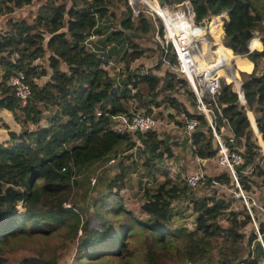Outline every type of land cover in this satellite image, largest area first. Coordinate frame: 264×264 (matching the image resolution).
I'll return each instance as SVG.
<instances>
[{
    "label": "trees",
    "instance_id": "trees-1",
    "mask_svg": "<svg viewBox=\"0 0 264 264\" xmlns=\"http://www.w3.org/2000/svg\"><path fill=\"white\" fill-rule=\"evenodd\" d=\"M159 1L184 10L191 1L196 24L211 16L207 30L217 35L224 17L223 43L228 48L220 40L215 42L218 58L230 62L232 49L241 56L237 59L252 68L254 64L250 72L237 68L246 104L234 83L222 79L217 100L222 115L214 108L212 119L219 133L227 127L235 136L234 144L227 142L242 154L237 174L244 190L250 193L254 187H264V153L256 133L264 142V49L253 54L248 48L256 52L261 47L258 32L250 37L251 30L261 33L264 46V0ZM36 2L40 6L29 18L9 16ZM0 16L7 17L0 28V109L8 110L20 126L14 131L4 124L10 137L0 141V264H61L54 253L47 255L31 245L38 237L60 230L59 253L71 245L76 251L70 264L94 262L107 253L116 255L118 264H263L264 248L243 200L240 209L236 198L216 189L209 197H197L182 172L162 173L163 180L152 179L154 188L142 186L146 199L136 214L120 196L127 178V165L120 162L121 172L107 182L103 200H89L92 207L106 201L98 213L101 227L93 228L91 220L83 218L77 200L78 172L100 161H115L111 154L119 149H137L128 159L134 162L137 155L143 156L154 178L163 171L158 163L174 158L173 148L179 144L188 148L191 140V151L202 159L218 153L209 120L198 110L187 79L170 68L157 72L164 63H177L173 47L160 48L164 62L155 68L135 65L146 52L137 39L158 29L163 35L161 21L134 15L128 0H0ZM92 32L97 39L89 46ZM112 62L120 66L119 72L106 68ZM64 65L68 70L62 69ZM19 73L32 87L26 105L9 85ZM48 76L50 80L40 84ZM181 97L188 98L191 110ZM160 108L183 127L186 120L197 119L191 136L178 141L158 129L135 134L116 129V116L155 117V109ZM182 115L186 118L180 120ZM204 182L213 187L215 182L235 186L228 170L215 177L205 174L198 186ZM176 201L192 203V216L181 213L179 218L192 219L194 227L174 220ZM121 216L122 220L116 218ZM259 219L264 241V216ZM135 235L140 256L128 242Z\"/></svg>",
    "mask_w": 264,
    "mask_h": 264
},
{
    "label": "built area",
    "instance_id": "built-area-1",
    "mask_svg": "<svg viewBox=\"0 0 264 264\" xmlns=\"http://www.w3.org/2000/svg\"><path fill=\"white\" fill-rule=\"evenodd\" d=\"M128 1L133 10V14L151 15L154 16V19L158 18L163 23L164 35L163 40H161L162 46L166 50L169 49V46L173 47L177 56L175 72L182 75L189 82L191 89L197 97V108L199 111L204 112L209 120L210 127L213 130L218 153L216 156L212 157V159H215L219 166L224 167L226 170L231 172L235 180L234 192L240 197V199L245 201L259 240L264 246L259 226V217L264 216V207L251 196L253 194L244 190L239 181L237 167L242 164L243 157L237 149H230L227 142L229 141L234 144L235 136L229 129V134H227V136L219 133L212 119L214 108H216L222 115V111L217 100L221 94V81L223 78L233 82L240 94V97L242 99L244 98L242 94V79L238 78L236 68L235 58L238 56H235L233 50L231 49L234 60L226 63V60L218 58V54L216 53L217 50H215V46H213L215 42L220 40L222 45L225 47L223 44L224 17L220 21L219 28L221 29V32L217 35L214 31L207 30V26L211 22V16H206L203 21L206 22L205 27L202 26V23L197 25L194 21V10L191 12L189 7H187L188 11L186 12L180 6L173 8L171 5L160 3L159 0ZM96 39L97 35L92 32L87 38V44L89 41L93 42ZM88 45L92 46V44ZM9 85L16 90V94L21 103L26 105L32 96V87L29 84L26 75L19 73L12 76L9 80ZM115 119L117 122L116 129L121 133L135 134L139 132H147L152 129H157L159 124V120L156 117L142 113L134 114L131 117L127 115H120L116 116ZM252 122L254 123V121ZM197 125V119L186 120L183 128L186 134L191 136ZM253 125L255 126V123ZM201 161L205 163L206 159ZM111 162H114V160ZM204 177V172H193L186 175L184 180L190 187L195 188L201 183ZM19 207L22 208V203H20Z\"/></svg>",
    "mask_w": 264,
    "mask_h": 264
},
{
    "label": "rangeland",
    "instance_id": "rangeland-1",
    "mask_svg": "<svg viewBox=\"0 0 264 264\" xmlns=\"http://www.w3.org/2000/svg\"><path fill=\"white\" fill-rule=\"evenodd\" d=\"M188 3L191 6L190 4L191 1L186 3L187 7H188ZM39 6H40V3L36 2L32 6H25L24 8L17 9L13 14H10L9 16L13 18H19V17H24V16L27 17L28 15H30L32 10H36ZM191 8L193 9L192 6ZM114 10L118 12V10L116 9ZM185 11L187 12L188 10H185ZM134 15L136 14L134 13ZM150 17L153 18L154 16L150 15ZM154 20H159V19L155 18ZM6 21H7V17L0 16V28L5 26ZM108 23L112 25V20H109ZM157 26H160L159 22ZM163 35L160 34L159 29H158L154 35L151 34V35H148L146 38L137 39V41L141 42L142 46L146 48L144 57H142L140 60L135 62V65H137V67H139L141 63V65H143L145 68H155L158 64H162L164 62L162 59V55H161L163 51H161L160 49V48H163L162 43H161V40H163ZM88 44H92V42L89 41ZM217 47L218 45H215V50H218ZM225 47L227 46L225 45ZM234 55L236 56L235 53ZM175 67H176V64L170 66L168 63H164L157 72L163 73L168 68H170L171 71L172 70L175 71ZM68 68L69 66L67 65L66 66L64 65L62 67V69L64 70H68ZM106 68L109 69L112 73L119 72V70L121 69L118 64L113 65V62L110 63L109 65H106ZM236 68H238L237 65H236ZM241 69L247 70L244 65L243 67H241ZM238 78L241 79L239 74H238ZM44 80H46V82L49 81L50 80L49 76L43 79V81H40V84L42 83L44 84L45 82ZM227 81L230 82L229 80ZM154 115L159 120L157 129L161 130V133L169 134L168 137L171 136L174 140L181 141V137L185 135L186 132L183 126L179 125L180 127H178V124L176 123L175 120H172V121L170 120L172 118L170 117V114L167 113V109H164V108H160L157 110L155 109ZM168 122H169V125L167 124ZM254 129H255V126H254ZM223 135L227 136L224 133ZM258 142H260L261 149L264 153V142L261 137L258 139ZM173 151L176 155L174 158L166 159V161L161 165L160 163H158V167H162L163 171L161 173L156 172L155 173L156 178L153 177V175L148 171V168L145 166L144 164L145 158L143 156L137 155L135 157L134 162L131 159H128L127 156L131 152H137V149L133 151H125V150L121 151V149H119L118 152L116 153L114 152L111 154V156L116 159L114 162H109L108 160L100 161V162H97L87 167L86 169H82L81 171H79L77 174V179L79 182V192L77 193V200H78V203L82 206L80 207L83 208L82 215H83L84 220L85 221L87 219L91 220L90 224L93 228L101 227L100 220L98 219V213L100 212L99 210L100 207L104 203H106V201L104 203H98V205L92 207L88 205V204H91L89 200L92 198H99L100 201L103 200V197H102L103 194L108 193L107 191H105L107 182L111 180L113 177L119 175L121 172L119 165H118L120 162L124 161L123 163L127 165L125 169L127 173L125 187L122 188L120 192V196H123V202L125 206L128 209L133 210L136 214H139L142 203L146 199L144 195V191L143 189H141V187L147 185L150 188H154L155 187L154 181H156V179L158 182L164 179V176L162 175V173L172 172L171 175L176 176L178 175V173L180 174V172H182L181 175L186 176L193 172H200L201 171L199 170L200 167L208 170V173L206 172L205 173H206V176H210V177H215L217 175L222 174L223 172H226V168L217 165L216 162L209 163L210 164V165L208 164L209 168H205L203 165L199 163L200 161L197 160V157L193 156L194 154H192L190 150L187 149L186 145L179 144L173 148ZM183 167H185V169ZM201 172H204V171L202 170ZM212 172L213 174H211ZM214 184H216L215 187L209 186L207 182H204L198 187H195V188L191 187L189 191L190 192L194 191L197 197H201V196L209 197L213 193L212 190L216 189L219 194H223L224 196L229 197V198L230 197L236 198L237 205L239 206L240 209L242 208V205L240 203V197L237 196L234 192L235 186L233 187L231 184H221L219 182H215ZM250 193L253 194L251 196L255 200H257L259 204L263 206L264 187H254L253 192H250ZM243 203L246 205L244 200H243ZM174 204L176 206V210L174 212L175 213L174 220H176V222H178L179 224H183L186 222L187 226L189 228H192L194 225L191 221L192 219H189V220L187 219V221L186 220L183 221V219L179 218L181 213L186 214L185 215L186 217L190 215L192 216V212H193L192 203H188L187 201H176ZM69 205L70 204H67V206ZM20 209L22 210L23 208H20ZM107 217H114V216L108 214ZM116 218H118V220L119 219L122 220L124 216L116 217ZM60 232L61 230L55 234H52L46 237L44 236L38 237V241L32 242L31 245L36 246V248H41L42 249L41 251L47 253V255L54 253L53 256H55L59 261H61L60 262L61 264H70L72 260L76 258L75 257L76 251H75L74 246L71 245L70 243L71 247L69 249H65L64 251H61V253H59L57 249V241H58L57 238L59 237ZM128 242L132 245L133 248H135L136 254L140 256L141 247L139 245L137 235L130 237ZM12 245L13 244H11L10 246H7V248L9 249ZM97 250H99V248ZM104 251L105 252L106 251L116 252V249H102V252ZM98 257L99 259H95L94 262L87 261V264H118L116 255H110L109 253H107L106 255H102ZM100 260H102L101 261L102 263H100ZM106 260H108V262Z\"/></svg>",
    "mask_w": 264,
    "mask_h": 264
},
{
    "label": "crops",
    "instance_id": "crops-1",
    "mask_svg": "<svg viewBox=\"0 0 264 264\" xmlns=\"http://www.w3.org/2000/svg\"><path fill=\"white\" fill-rule=\"evenodd\" d=\"M223 18V17H222ZM225 18H228V16L227 17H225ZM258 32V37H259V40H260V42H261V47H260V49L258 50V51H253L252 49H250V47L248 46V48H249V50H250V52L251 53H253V54H257V53H259V52H261V51H263V49H264V46H263V42H262V35H261V33L259 32V31H257V30H251L250 32H251V35H250V37H252L253 36V32ZM244 62V61H243ZM245 64H244V66L246 67V71H248V72H250V71H252L251 70V68H252V66L250 65V63H248V62H244ZM238 66V65H237ZM120 67V66H119ZM238 68H240L239 66H238ZM253 68H254V64H253ZM252 68V69H253ZM181 100H182V102L185 104V106L189 109V110H191V103H190V101L188 100V98L187 97H181ZM177 117H179V116H177ZM181 117H183V118H181ZM179 119L180 120H183L184 118H185V116H181ZM171 121L172 120H174V119H170ZM176 121V120H175ZM8 124L9 126H10V128L12 129V130H14V131H19L20 129H19V125L16 123V121L13 119V116H12V114L8 111V110H5V109H0V140H2V141H6L10 136H9V131H7V129L4 127V124ZM168 125H169V122L167 123ZM178 127H180L179 125H178ZM222 134L224 133L225 135H227V134H229V130H228V128L227 127H224L223 129H222V132H221ZM257 133V137H258V139L261 137L262 138V135L259 133V132H256ZM186 136V134L185 135H183L181 138L182 139H184V137ZM190 143V142H189ZM189 143H188V150H190V152L193 154V152L191 151V146L189 145ZM193 156H196L197 157V160L198 161H200L199 163H201V165H203L205 168H209V163H212V162H216V160L215 159H212V158H208V159H206V162L205 163H203L201 160H204V159H202V158H199L197 155H193ZM201 159V160H200ZM209 164V165H208ZM217 164V163H216ZM207 165V166H206ZM218 165V164H217ZM199 170H203L204 171V173L206 172V173H208V170H206V169H203V168H201L200 167V169ZM205 173V174H206ZM211 174H213V172L211 173ZM261 217V216H260ZM259 217V218H260ZM263 245V244H262ZM263 248H264V246H263Z\"/></svg>",
    "mask_w": 264,
    "mask_h": 264
},
{
    "label": "bare ground",
    "instance_id": "bare-ground-1",
    "mask_svg": "<svg viewBox=\"0 0 264 264\" xmlns=\"http://www.w3.org/2000/svg\"><path fill=\"white\" fill-rule=\"evenodd\" d=\"M188 7H189L190 11L192 12L193 9H192L191 6L189 5V3H188ZM233 60H234V59H233ZM235 61H236V65H238L240 68L243 67L244 62H243L242 60L236 58ZM228 63H229V62H228ZM228 65H230V64H228Z\"/></svg>",
    "mask_w": 264,
    "mask_h": 264
},
{
    "label": "water",
    "instance_id": "water-1",
    "mask_svg": "<svg viewBox=\"0 0 264 264\" xmlns=\"http://www.w3.org/2000/svg\"><path fill=\"white\" fill-rule=\"evenodd\" d=\"M191 5H192V3H191ZM192 6H193V5H192ZM202 26L205 27V26H206V22H202ZM242 94H243V92H242ZM243 96H244V94H243ZM242 100H243V103L246 104L245 97H244ZM254 123H255V122H254ZM254 123H253V124H254ZM256 127H257V126H256V123H255V129H256Z\"/></svg>",
    "mask_w": 264,
    "mask_h": 264
},
{
    "label": "clouds",
    "instance_id": "clouds-1",
    "mask_svg": "<svg viewBox=\"0 0 264 264\" xmlns=\"http://www.w3.org/2000/svg\"><path fill=\"white\" fill-rule=\"evenodd\" d=\"M193 7V6H192ZM237 56H239V55H237ZM239 57H241V56H239Z\"/></svg>",
    "mask_w": 264,
    "mask_h": 264
}]
</instances>
